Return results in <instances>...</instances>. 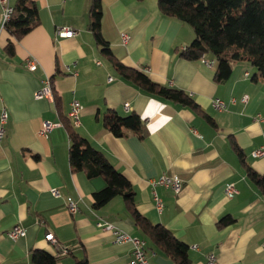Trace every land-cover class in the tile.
Segmentation results:
<instances>
[{
	"label": "crops",
	"instance_id": "crops-1",
	"mask_svg": "<svg viewBox=\"0 0 264 264\" xmlns=\"http://www.w3.org/2000/svg\"><path fill=\"white\" fill-rule=\"evenodd\" d=\"M32 1L40 25L20 40L1 28L0 7V113L5 109L9 114L0 139V264H34L31 252L36 249L53 254L57 264L82 259L88 264H130L132 245L116 243L110 231L97 227L98 219L143 238L121 196L93 207L94 193L106 186L103 178L90 179L71 167L67 124L75 99L83 106L76 131L128 178L139 211L189 246L193 264H208L212 253L219 264H264V195L231 145L234 139L247 162L264 173V156L252 154L264 146V78L256 68L247 61L233 62L231 77L218 83L216 61L209 67L203 58L181 56L194 31L164 16L158 0L102 1V34L116 58L149 69L153 80L190 94L211 123L190 106L142 91L115 70L89 28L92 0ZM16 2L10 0L12 6ZM58 27L74 33L59 36ZM122 34H128V42L123 43ZM10 41L14 55L6 50ZM30 58L38 62L34 72L25 66ZM47 78L54 99H36ZM245 94L246 104L230 101ZM216 97L228 103L225 110L215 108ZM109 109L121 116L137 113L146 136L128 129L123 136L114 135L103 122ZM45 121L61 125L42 136ZM164 174L182 179L179 193L152 185ZM229 183L238 190L231 198L225 193ZM53 188L61 196H54ZM155 192L164 203L161 211ZM68 197L78 202L76 213L70 212ZM226 216L234 223L218 227ZM15 224L27 229L25 237L9 238ZM48 233L56 244L46 239ZM63 246L70 248L68 254H61ZM147 249L149 264H175L150 242Z\"/></svg>",
	"mask_w": 264,
	"mask_h": 264
},
{
	"label": "trees",
	"instance_id": "trees-1",
	"mask_svg": "<svg viewBox=\"0 0 264 264\" xmlns=\"http://www.w3.org/2000/svg\"><path fill=\"white\" fill-rule=\"evenodd\" d=\"M102 1L92 0L89 28L94 33L97 46L115 70L142 91L175 104L190 106L214 123L184 90L157 82L145 69L127 66L116 58L109 42L102 34ZM158 5L164 16L178 19L191 26L195 38L181 52V56L190 61L213 56L218 63L214 76L216 82L227 81L232 75V63L237 61L249 62L264 78V0H158ZM13 9L12 18L5 29L15 39L20 40L40 25V14L32 0H17ZM6 50L11 55L15 54L13 41L8 43ZM103 122L105 128L116 136H123L126 129L139 133L142 137L146 136V126L135 112L121 116L109 109ZM67 127L71 140L69 160L72 169L84 171L90 179L101 177L106 182L104 189L94 193L93 207L99 209L115 197L121 196L146 245L150 242L175 264H193L189 246L185 242L178 239L172 230L162 224L153 223L139 211L135 191L128 178L88 139L76 131L72 121ZM231 145L240 158L248 178L264 195V173H258L247 162L244 150L234 139ZM234 221V218L226 216L218 222V227H226ZM31 253L34 264H57L55 256L48 251L36 249ZM77 264H88V261L82 259Z\"/></svg>",
	"mask_w": 264,
	"mask_h": 264
},
{
	"label": "built area",
	"instance_id": "built-area-1",
	"mask_svg": "<svg viewBox=\"0 0 264 264\" xmlns=\"http://www.w3.org/2000/svg\"><path fill=\"white\" fill-rule=\"evenodd\" d=\"M0 7L2 9L1 28L5 29V26L12 18L14 9H13V6L10 4V0H0ZM56 33L59 36L71 37L74 31L71 28L58 27L56 30ZM128 40H129L128 34H122L123 43L128 42ZM203 60L206 62V64L209 67H212L214 64V60L206 59L205 57H203ZM25 66L28 70L34 72L38 69V62L36 59L30 58L26 60ZM145 70L149 71V69H145ZM109 80H112V78H110ZM35 98L40 99V100L41 99H47V100L54 99L53 86L49 78L43 80L41 87L35 92ZM230 101L234 104L237 102L246 104L249 101V96L245 94L240 98L232 97ZM213 105L215 106V108L219 110H225L228 106V103L222 98L216 97L213 99ZM125 107L129 109L130 104L126 103ZM82 108H83L82 104L77 99L71 102L69 116L72 119L74 126L80 123ZM8 117H9V114L7 110L3 109L2 112L0 113V139L4 137L5 125L8 121ZM60 125L61 123L45 121L43 123V127L40 130L39 134L42 136H47V134L54 127L60 126ZM252 154L255 157L264 156V146L260 147L259 149H255L252 152ZM152 185L153 186L162 185V186L171 187L176 193H179L182 190L183 181L179 176H176V175L168 176L164 174L158 177L157 179L152 180ZM51 192L56 197L61 196L60 191L56 188H53ZM237 192L238 190L234 183L227 184L225 193L228 197L230 198L233 197ZM154 199H155L156 208L161 211L164 208V203H163V200L158 196L156 192L154 194ZM67 202H68V207H69L70 212L76 213L79 210L78 202L74 198L68 197ZM96 225L97 227L103 230L110 231L112 235L114 236V240L116 243H130L132 245V259L130 261V264H149V259H148L147 251H146L147 245L144 239L140 237L131 236L130 234L123 232L119 230L118 228H116L113 223L108 222L103 219H98ZM26 234H27V229L21 224H15L8 231L9 238L13 240L25 237ZM46 239L50 240L53 244L57 243V239L53 233H48L46 235ZM68 253H69V248L67 246H63L61 249V254H68ZM208 264H219L215 254L212 253L208 255Z\"/></svg>",
	"mask_w": 264,
	"mask_h": 264
},
{
	"label": "rangeland",
	"instance_id": "rangeland-1",
	"mask_svg": "<svg viewBox=\"0 0 264 264\" xmlns=\"http://www.w3.org/2000/svg\"><path fill=\"white\" fill-rule=\"evenodd\" d=\"M211 56V55H210ZM212 58H213V56H211ZM216 60H214V62H215Z\"/></svg>",
	"mask_w": 264,
	"mask_h": 264
}]
</instances>
